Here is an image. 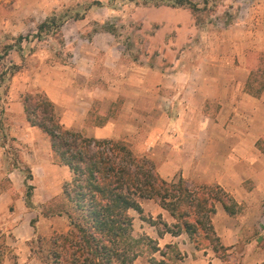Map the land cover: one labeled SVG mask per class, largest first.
Returning <instances> with one entry per match:
<instances>
[{"label": "crops", "instance_id": "0c3cea01", "mask_svg": "<svg viewBox=\"0 0 264 264\" xmlns=\"http://www.w3.org/2000/svg\"><path fill=\"white\" fill-rule=\"evenodd\" d=\"M90 1L101 5L91 4L76 19H67L60 26L64 45L71 51L70 63L40 60L29 79L16 81L20 90L11 92L4 103V111L15 120L10 134L28 141L40 156L36 162L26 159L30 175L35 177L38 170L54 182V188L42 185L44 198L61 194L60 183L69 171L54 161L47 136L26 122L22 96L28 92L42 93L51 102L57 122L81 136L122 141L120 136L132 131L136 144L145 145L136 156L148 158L165 181L181 178L218 185L239 210L228 215L214 203L210 222L220 243L234 249L243 239L247 241L245 249H252L249 255L264 257V247L255 249L257 240L264 239V152L259 147L264 143V87L254 93L246 86L252 69L247 53L264 50V32L244 27L236 32L212 33L198 52L189 47L173 56L180 34L190 33L194 26L173 24L165 14L170 11L172 16L174 9L154 5L152 0H132L138 1L131 15L134 21L139 19V31L154 26L144 44L157 53L141 62L124 57V45L111 30L93 31L87 36L92 22L120 14L103 3L109 0ZM42 7L40 20L47 15ZM173 29L176 37H172ZM258 33L262 34L260 42L255 40ZM156 65L164 67L158 69ZM118 102L119 114L111 115ZM10 198L9 191H0V200ZM139 206L140 213L132 209L128 213L159 214L168 226L175 222L151 199H140ZM148 226L150 230L144 235L162 241L163 246L174 245L182 255L179 262L209 264L199 258L205 248H196L183 230L158 236L156 227L152 223ZM15 253L18 264L37 262L28 251ZM155 254L158 252H150L147 261L136 255L131 264H151L149 258Z\"/></svg>", "mask_w": 264, "mask_h": 264}, {"label": "rangeland", "instance_id": "374dc122", "mask_svg": "<svg viewBox=\"0 0 264 264\" xmlns=\"http://www.w3.org/2000/svg\"><path fill=\"white\" fill-rule=\"evenodd\" d=\"M190 1L196 4L197 9L194 11H190L186 6H178L175 3L176 0H152L154 5L164 6L168 10L174 9L172 16L168 15L170 11L165 15H167L166 18L172 19L176 26H185L186 24L194 26L190 33L178 35L181 39L177 43L178 45H173V56H177L180 49L189 47L194 52H198L204 39L212 33L224 30L236 32L244 27L251 31L264 32V7H262L264 0ZM103 3L119 11L120 14L111 16L108 20L92 22L91 31L87 33V36L93 31L111 30L124 45V57L140 59L141 62H145V58H149L150 55L153 57L157 53V49L145 47L144 41L147 40L146 35L154 26H151L147 31H139V19L137 21L132 19L131 13L138 1L134 3L132 0H109ZM91 4L93 2L90 0H0V191L6 190L11 193L10 201L0 200V264H18L16 260L18 256L15 252L20 253L21 251L23 253L28 251L29 257L38 262L32 261L33 264H42L40 257L45 255L50 238L54 234L67 230L66 217L58 213L65 205L62 194L58 193L59 195L55 194L52 197L44 198L45 194L41 192L42 185L45 184L54 188V182L50 180L51 177L46 179V176L36 170L35 177L31 173V181L25 180L26 159L36 162L40 160V156L35 150H32L28 141L26 142L24 139L21 141L10 134L9 128L15 120L4 111V103L11 92L20 90V82L16 83V81H19L20 78H22L21 80L29 79L33 66L39 64L40 60L70 63L71 51L64 45L60 26L67 19H76ZM94 5L100 7L101 4ZM42 6L45 7L47 15L40 20ZM48 8H51L50 11ZM46 19L47 25L36 37V26ZM21 23H24L23 27ZM171 34L172 37L177 36L175 29ZM261 35L258 33L256 35L258 38L255 40L260 42ZM186 36L187 38H185ZM133 40L137 42L135 45ZM247 56H250L249 60L252 64L251 87L254 90L257 82H264V50L248 52ZM163 67L156 65L158 69H163ZM170 67L172 68L173 65ZM176 68L171 70L175 71ZM119 106L120 104L114 106L111 115L119 114ZM120 139L132 149L135 155H141L140 150L145 145L136 144L132 131L122 134ZM37 173L39 174L37 175ZM68 177L69 173L64 180ZM25 181L35 188L32 190L30 198L33 202L31 207H26L24 204ZM184 184L193 189L201 185L210 186V184H199L196 181H184ZM238 212L239 210L236 213ZM129 213L132 217L131 235L135 238L148 233L150 230L148 224L151 223L159 231L164 229L162 226L164 221L159 214H149L148 212L138 216L132 210ZM31 219H34L33 226L30 225ZM154 240L159 244V247L163 248L162 241L159 243L157 239ZM246 243L247 241L242 239L236 243L234 249L228 247L226 260L211 256L209 246L203 244L202 247L205 250L199 255V258L209 264H259L264 262V257L248 254L252 249L246 250L244 246ZM263 247L264 239L257 240L255 249H263ZM137 254L147 261L150 251L145 241L137 245ZM154 258L155 260L160 259L158 254H155ZM169 259L168 264H183L172 257Z\"/></svg>", "mask_w": 264, "mask_h": 264}, {"label": "trees", "instance_id": "16d2710c", "mask_svg": "<svg viewBox=\"0 0 264 264\" xmlns=\"http://www.w3.org/2000/svg\"><path fill=\"white\" fill-rule=\"evenodd\" d=\"M175 3L190 11L197 9L190 0ZM47 22L36 26V37ZM246 86L251 91V77ZM263 87L264 82H257L252 91L258 93ZM22 105L26 122L47 136L55 161L69 171L61 184L65 205L58 211L67 218L68 228L50 238L45 255L40 257L42 264H131L138 255L137 245L143 241L151 253L157 251L160 256L158 260L150 257L151 264H168L170 257L181 260L174 245L168 243L160 249L146 235H131L128 210L140 213V199L153 200L175 220L169 227L162 222L164 229L157 230L158 236L183 230L196 248L208 245L218 259L226 260L228 247L215 235L210 218L214 203L228 215H234L238 206L218 185L193 189L181 178L165 181L148 158L134 155L124 142L84 137L64 129L54 116L51 102L40 92L24 93ZM259 147L264 152V143ZM24 170L25 180H30L29 169ZM31 194L32 185L25 181L26 207L32 205ZM33 223L31 219L30 225Z\"/></svg>", "mask_w": 264, "mask_h": 264}]
</instances>
